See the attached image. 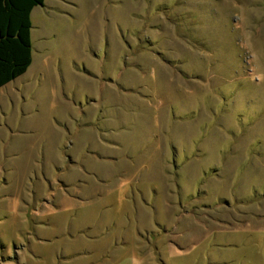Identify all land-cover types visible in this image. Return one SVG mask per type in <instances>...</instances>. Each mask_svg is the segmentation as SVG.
<instances>
[{"label":"rangeland","instance_id":"374dc122","mask_svg":"<svg viewBox=\"0 0 264 264\" xmlns=\"http://www.w3.org/2000/svg\"><path fill=\"white\" fill-rule=\"evenodd\" d=\"M31 23L0 89V264H264V0Z\"/></svg>","mask_w":264,"mask_h":264},{"label":"trees","instance_id":"16d2710c","mask_svg":"<svg viewBox=\"0 0 264 264\" xmlns=\"http://www.w3.org/2000/svg\"><path fill=\"white\" fill-rule=\"evenodd\" d=\"M45 0H0V88L32 63L31 12Z\"/></svg>","mask_w":264,"mask_h":264},{"label":"crops","instance_id":"0c3cea01","mask_svg":"<svg viewBox=\"0 0 264 264\" xmlns=\"http://www.w3.org/2000/svg\"><path fill=\"white\" fill-rule=\"evenodd\" d=\"M25 73H26V72H25ZM25 73H24V74H25ZM24 74H23V75H24ZM21 76H22V75H21ZM19 77H20V76H19ZM16 79H17V78H16ZM16 79H15V80H16ZM10 83H11V82H10ZM9 85H10V84L8 83V84H6V85H5V86H3V87L9 86ZM3 87H2V88H3ZM0 89H1V88H0ZM15 90H16V91H18V89H17V88H15Z\"/></svg>","mask_w":264,"mask_h":264}]
</instances>
